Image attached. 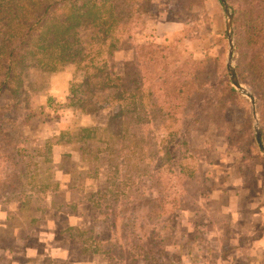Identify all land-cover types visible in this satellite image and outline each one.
I'll return each instance as SVG.
<instances>
[{"label": "rangeland", "instance_id": "obj_1", "mask_svg": "<svg viewBox=\"0 0 264 264\" xmlns=\"http://www.w3.org/2000/svg\"><path fill=\"white\" fill-rule=\"evenodd\" d=\"M226 19L220 0H200L192 9L178 0H154L136 40L170 42L181 37L185 54L221 53L227 66ZM132 57V48L115 52L118 74ZM31 77L35 90H25L13 103L10 120L0 133V177L11 174L14 179L0 199L16 195L4 204L9 218L0 247L7 249V254L1 251L7 260L0 264H136L130 262L134 248L140 253L137 264H208L218 258L223 263L230 259L233 264H264V153L255 129L258 122L262 131V125L248 96L238 91L240 104L229 106L231 133H222L215 123H195L193 144L206 150L201 159L204 191L190 196L189 208L177 211L169 226L172 233L166 229L159 246L154 238L160 236L162 226L147 217L154 192L142 194V189L131 194L129 203L97 207L99 196L94 194L109 186L108 155L86 160L69 143L45 149L62 131L105 126L110 116L122 110V103L105 90L97 91L85 111L69 105L72 87L84 78L74 64L43 77L33 72ZM242 84L254 94L249 84ZM97 146L102 144L90 148ZM23 199H28L26 205ZM214 215L222 219L219 244L209 238L218 231L208 226ZM69 226L74 227L75 237L67 235ZM81 239L89 250L99 247L110 252L84 254Z\"/></svg>", "mask_w": 264, "mask_h": 264}, {"label": "trees", "instance_id": "obj_2", "mask_svg": "<svg viewBox=\"0 0 264 264\" xmlns=\"http://www.w3.org/2000/svg\"><path fill=\"white\" fill-rule=\"evenodd\" d=\"M178 1L185 9L200 2ZM228 1L234 14L236 71L257 96L264 141V0ZM153 2L0 0V133L10 120L13 103L31 89L33 72L43 77L74 64L84 78L72 87L69 105L85 111L97 91L110 90L123 108L105 126L62 131L45 149L69 143L86 160L108 155L109 186L94 194L99 196L97 207L129 203L131 194L142 189V194L154 192L147 217L162 226L154 238L160 246L165 230L173 231L169 226L177 211L189 208L190 196L204 191L201 159L206 150L193 144L195 123H215L222 133H231L227 112L230 105L240 104L242 95L233 86L221 53L185 54L181 37L170 42L136 40ZM126 48L133 49V57L118 74L114 55ZM99 143L102 146L90 148ZM13 181L11 174L0 177V196ZM73 228L67 229L70 237H75ZM81 241L84 254L110 252L89 250L85 239ZM139 258L134 248L130 262L137 264Z\"/></svg>", "mask_w": 264, "mask_h": 264}, {"label": "water", "instance_id": "obj_3", "mask_svg": "<svg viewBox=\"0 0 264 264\" xmlns=\"http://www.w3.org/2000/svg\"><path fill=\"white\" fill-rule=\"evenodd\" d=\"M221 3L223 4V7L225 9V13L227 16L226 19V30H227V38H228V60H227V68H228V72L230 75V79L231 82L233 84V86L242 94L248 96L251 100V103L253 105V114L254 117L256 119H258L257 117V109H256V98L255 95L253 94V92L248 89L246 86H244L242 84V82L240 81L238 75H237V71H236V67L234 65V53H235V41H234V33H233V20H234V15L230 9V5L228 3L227 0H220ZM256 129V138H257V142L258 145L260 147V149L263 151L264 153V141H263V137H262V131L261 128L258 125V122L256 123L255 126Z\"/></svg>", "mask_w": 264, "mask_h": 264}, {"label": "crops", "instance_id": "obj_4", "mask_svg": "<svg viewBox=\"0 0 264 264\" xmlns=\"http://www.w3.org/2000/svg\"><path fill=\"white\" fill-rule=\"evenodd\" d=\"M60 148L61 146L60 145H57V148ZM56 148V149H57ZM5 203H1L0 202V237L3 235L2 234V232L5 230V228L6 227H8L7 226V221H8V214H7V211H8V209H4V207H8V205H4ZM242 208H245V207H242ZM213 210V209H212ZM243 210V209H242ZM213 211H215V210H213ZM217 213V212H216ZM215 217H217V218H215ZM69 218H71V220H72V216L70 215L69 216ZM211 220V221H210ZM221 221H222V219L220 220V218H219V215H214V217L213 218H211V219H209V227H212V228H214V230H218L217 231V233L215 232V236H212V237H209V238H215L216 239V243L217 244H219V238H221L220 237V228H221ZM75 221H72L71 223L72 224H75L74 223ZM0 240H1V238H0ZM25 245L27 246V243L25 242ZM28 245H29V243H28ZM1 246V245H0ZM9 250H11V248L9 249ZM8 250V251H9ZM27 250H28V246H27ZM1 251H4V252H6V254H7V249L6 248H1L0 247V260H2L3 262L4 261H6L7 260V257H6V254L4 255V257H1L2 255H3V253L1 252ZM29 251V250H28ZM4 259V260H3ZM11 259L13 260V256H11ZM207 258H205L204 259V261L206 260ZM223 258H218V259H216V261L217 262H213V263H208V264H233L231 261H230V259H228V260H225V263H223L222 260ZM15 261H17L16 259H14ZM222 260V261H221Z\"/></svg>", "mask_w": 264, "mask_h": 264}]
</instances>
